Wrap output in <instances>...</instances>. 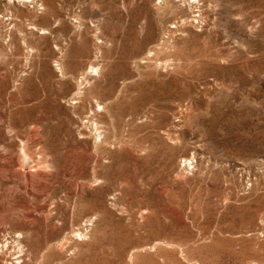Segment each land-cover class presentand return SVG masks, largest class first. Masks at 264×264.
Wrapping results in <instances>:
<instances>
[{
    "label": "rangeland",
    "instance_id": "374dc122",
    "mask_svg": "<svg viewBox=\"0 0 264 264\" xmlns=\"http://www.w3.org/2000/svg\"><path fill=\"white\" fill-rule=\"evenodd\" d=\"M10 263L264 264V0H0Z\"/></svg>",
    "mask_w": 264,
    "mask_h": 264
},
{
    "label": "bare ground",
    "instance_id": "6f19581e",
    "mask_svg": "<svg viewBox=\"0 0 264 264\" xmlns=\"http://www.w3.org/2000/svg\"><path fill=\"white\" fill-rule=\"evenodd\" d=\"M29 1V0H28ZM94 68V65H92V67H91V69H93ZM10 264H13V263H10Z\"/></svg>",
    "mask_w": 264,
    "mask_h": 264
}]
</instances>
